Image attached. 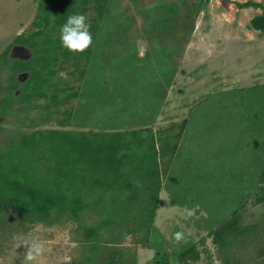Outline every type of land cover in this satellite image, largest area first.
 Wrapping results in <instances>:
<instances>
[{
    "label": "rangeland",
    "instance_id": "rangeland-1",
    "mask_svg": "<svg viewBox=\"0 0 264 264\" xmlns=\"http://www.w3.org/2000/svg\"><path fill=\"white\" fill-rule=\"evenodd\" d=\"M155 1L158 0H136V4L151 5ZM166 1L178 3L172 28L167 26L170 28L167 31L175 35L174 40L167 39L168 34L162 37L176 53L163 59L153 57L149 70L112 75L101 61L108 60L119 43L114 48L110 45L103 48L99 55L94 54L93 62L83 63L75 74L70 72L75 69L72 63L76 55L70 54L64 66L55 67L52 83H61L58 87L64 91L58 93L59 99L78 91L80 86L83 93L58 106L48 121L31 125L35 118H46L49 111L43 106L49 103L48 98L33 100L27 110L10 109L19 105L10 91L16 83L10 77H3L0 144L14 138L16 131L98 132L99 126L112 123L110 114L118 104L123 109L118 126L113 124L117 127L118 140L134 144L121 150L125 157L120 169L122 177L117 180L112 177L116 184L114 199L129 213L110 209V217L104 212V218L100 219L103 223L115 222L108 224L107 231L99 232L98 242L102 246L96 253L80 240L79 225L97 222V213L86 212L80 217V223L66 215L45 225L24 222L11 212L6 224L0 218V264H26L23 255L26 248L16 247L19 242L13 239L16 235L46 242L43 264H177L174 256L189 246H193L198 258H187V264H225L214 233L236 216H240L241 228L254 224L257 228L255 235H247L232 246L231 264H264V208L256 201V187L264 179V32L249 29L251 18L261 14L260 9L236 6L248 1L264 5V0H206L186 24L183 18L186 10L181 4L186 1L190 5L200 0ZM122 5L125 6L123 2ZM47 13V5L41 7L40 0H0V55L21 35L22 46H14L10 55L26 62L29 72L39 71L37 57L46 55L44 44L55 34L49 26L45 28L43 21ZM85 15L90 18L96 13L89 9ZM134 25L126 33L138 35L140 32L137 14ZM38 30L43 33L36 34ZM142 53L140 49L139 55ZM120 54L113 53L111 58ZM83 69L86 72H82ZM17 70L16 67L15 72ZM26 74L17 75L20 82L17 85L20 91L26 88L22 103L27 104L33 95L25 81ZM19 93L15 91L16 95ZM100 95L105 98L102 102ZM88 98H92L94 104L88 103ZM80 105V114L76 116L74 113ZM64 110L71 115L64 114ZM181 124L184 125L181 127ZM148 128L154 136H148L145 131ZM140 129L141 135L133 134ZM158 131L164 133L162 143L158 140ZM14 148L8 151L12 157L17 159L21 153L26 157L23 150ZM59 158L61 162L66 161L62 151ZM104 176H108L103 179L107 185L111 176L109 172ZM70 178L71 175L60 189L67 200L71 198L70 185L79 184L78 178ZM124 178L129 181L125 182ZM82 186L81 183L80 187L85 189ZM159 187L151 246L147 248L144 229L149 225V212L153 210L151 196H155ZM105 188L107 186H99L97 191L103 200H111L112 197L104 193ZM82 193L86 199V190ZM93 193L88 191L90 201L95 198ZM139 203L143 204V209L138 208ZM112 251L120 252L122 259L113 258Z\"/></svg>",
    "mask_w": 264,
    "mask_h": 264
},
{
    "label": "trees",
    "instance_id": "trees-1",
    "mask_svg": "<svg viewBox=\"0 0 264 264\" xmlns=\"http://www.w3.org/2000/svg\"><path fill=\"white\" fill-rule=\"evenodd\" d=\"M120 1H122L125 6H123ZM125 1L126 0H40L41 7L43 6L44 8L46 5L48 7L47 16L43 21L45 28L49 26L55 34L44 44L43 51L46 55L41 58L37 57V59H39V62H37L40 67L39 71L29 72V67L24 64L26 62H23L22 59V61L14 59L10 55L11 49L14 46H22L20 45L22 44L20 39L21 35L14 41L13 45H10L6 52L0 55V84L3 82L2 79L4 76L6 79L10 77L16 83V85L10 87V91L16 96V99H18L19 105H12L13 107L10 109L22 108V110H27L29 106H32L33 100L40 98L50 99L49 103L43 106L44 109L49 111L46 118L33 119L31 125H35L37 122H45L51 119V115L56 112L55 109L61 104L68 102L70 98L78 96L79 94L82 96V86H80V92H78V90L59 99L58 93L64 91L61 87H58L61 83L59 81L52 83V78L56 74L55 67L59 65L64 66L69 61V55L74 54L62 47L60 37H58L60 35L61 26L70 15L76 13L86 14L89 9H92L96 13L95 16L88 18V22L91 24L90 31L93 35V43L83 53L75 54L76 57L74 58V63H72L75 69L70 72V74H75V72L78 71V67L83 65V63H87L86 65H88L89 62H93L95 59L94 54L99 55V51L102 52L103 48L105 50L109 45L114 48L116 43H119L120 46L117 49H112L111 53L108 55V60L106 58V61H101V65L106 66L108 70H110L111 75L119 72H134V70L141 71V69L144 70L147 68L149 70L151 67L150 62L153 57L163 59L164 57L176 53L175 49L172 46L170 47L162 37L163 34H168V36H166L167 39L174 40L175 35L167 31L170 30V28L167 29V26H171L172 28L171 21L177 14L178 3L158 0L152 2L151 5H138L136 4V0H127L126 3ZM205 1L206 0H200L198 3H192L190 5H187L185 1L181 4V6L185 7L184 10H186L184 11L183 17L185 24L186 21L193 16V13L195 14V11L201 8ZM129 3L132 4V7H130L131 5L129 6ZM89 4H91V6L87 7L86 5ZM120 6H122V8H120ZM236 6L238 8L252 7L260 9L261 14L251 18L249 29L264 32V5L248 1L244 4H236ZM136 14L139 15L140 18V32L138 35L131 32L132 35L130 31L126 33L128 28L135 27L134 17ZM34 25L33 22V26ZM41 31L42 30H38L35 33L39 34ZM182 40L185 41L184 36ZM140 49L143 51L142 55H139ZM113 53H117V55L120 54L121 56L119 55V57L117 56L118 58H111ZM61 58L62 60H60ZM11 63H13V65ZM2 66L5 70L1 68ZM16 67L18 69L17 72H15ZM83 71L86 72L84 69L82 72ZM19 73L28 74H26L27 79L25 81L27 84L29 83L28 87L32 90L31 95L33 96L31 97L32 100L28 101L27 104L22 103L23 95H25L24 90L26 88L20 91L17 85V83H20L17 79ZM35 80H37V82H35ZM82 85L85 86V84ZM16 90L20 92L17 95L15 94ZM47 91H50L48 95ZM20 94L21 96H19ZM99 97L102 99L103 95ZM109 97L110 96H108V99ZM91 99L92 98H88V103H93ZM103 99L105 100V98ZM111 104L113 105L114 103ZM52 107L54 108L53 111L51 110ZM80 108L81 105L74 113L76 116L80 114ZM122 112L123 109L120 108V104H118L110 114V116L113 115L111 116L113 118L112 123L107 122L104 124V127L107 126L108 128H104L103 125L99 126L98 128L100 131L98 132L89 131L86 133L54 129H35L28 132L16 131L17 134L13 135L14 138L12 137L5 144H0V218L3 224L8 222L10 219L8 215L12 213L16 218L24 222L30 224L40 222L45 225L51 224L54 218L59 219L66 215H69L74 220H78L80 223L82 220L80 217H83L86 212L97 213L99 216L97 222L89 226L84 223L79 225L81 230L80 240H83L84 244L88 245L92 252L96 253L97 248H101L102 246L98 242L100 236L99 232L104 229L107 231V228H109L108 224L115 222V220H106V223H103L100 219L104 218V212L110 217H112L109 213L110 209L115 212H118L120 209L125 211L124 213H129L127 208H121L120 205L119 207L118 200L114 199V192H116L114 179L117 180V177H122L120 169L123 165L121 164L125 163V157H123L124 153L121 150L123 147L134 144V142L129 143L118 140L117 127L113 124H117L118 126L117 122H120ZM63 113L71 115L70 112L65 110ZM106 114L107 113H105V116ZM78 118H80V115H78ZM59 124L62 125L63 121H59ZM183 125L184 124H181V127ZM108 130L110 132H107ZM145 131H147L148 136H154V132H152L150 128ZM136 132H133V134L141 135L142 131L140 129L138 133ZM156 134L158 140L162 143L164 141V133L158 131ZM14 146L17 149L20 148L23 150L26 157H23L22 153L17 159L12 157L8 151H10L9 149H11V147L14 148ZM60 151L63 152V159L66 160L65 162H61L59 158ZM48 152H54L56 155H48ZM117 152L122 153V155L117 156ZM101 167L104 168V170L101 169ZM73 168H75V170ZM156 169L157 167L154 169L155 173ZM72 171L74 172L72 173ZM108 172L111 176L109 178V184L104 185L103 179L108 177H105L104 174ZM70 175V179L76 180V178H78L79 184L77 186L70 185L71 189L69 188V192L71 198L67 200L64 197L65 193L61 192L60 189L64 186L63 183ZM87 179H89V182ZM124 181L128 182L129 178H124ZM81 183L83 184L82 187L85 189L80 187ZM99 186H107L103 191L112 197V199L110 198L111 200L102 199V194L97 191ZM256 188V201L261 203L264 208V179ZM85 190L86 199L85 193H82ZM127 190L130 191V189H126V191ZM160 190L161 188L159 187L155 196H151V207L153 210L149 212V225L145 226L146 229H144L145 232L143 236L144 241L148 242V244H146L147 248L151 246L149 242L150 234L153 229L152 220L155 215L154 209L155 206H157ZM88 191L94 192L92 196L95 198L91 201L87 197ZM138 205V208L143 209L142 203ZM239 222L240 216H236L220 231L214 233L216 236L214 241L218 243L219 252L222 254V259L225 264H231L233 260V257L229 254L232 246L235 243L242 242L245 236L252 235L257 228L255 224L241 228ZM226 231H228L229 234H227ZM107 242H105V244ZM111 254L113 258L117 257L122 259V254L118 251H112ZM187 258L192 260L198 258V255L193 251V246H189L182 252L176 254L174 256V261H176L177 264H187ZM160 263L168 264L166 262ZM70 264H79V262H72Z\"/></svg>",
    "mask_w": 264,
    "mask_h": 264
},
{
    "label": "clouds",
    "instance_id": "clouds-1",
    "mask_svg": "<svg viewBox=\"0 0 264 264\" xmlns=\"http://www.w3.org/2000/svg\"><path fill=\"white\" fill-rule=\"evenodd\" d=\"M91 24L85 14L76 13L68 16L66 22L60 28V42L62 47L71 53H83L93 43V35L90 31ZM189 211V215H191ZM13 239L19 241L17 248L24 246L26 252L23 254L26 264H43V257L47 251L45 241L39 238H24L16 235Z\"/></svg>",
    "mask_w": 264,
    "mask_h": 264
},
{
    "label": "flooded vegetation",
    "instance_id": "flooded-vegetation-1",
    "mask_svg": "<svg viewBox=\"0 0 264 264\" xmlns=\"http://www.w3.org/2000/svg\"><path fill=\"white\" fill-rule=\"evenodd\" d=\"M18 59H21V58H18ZM22 74H25V73H22Z\"/></svg>",
    "mask_w": 264,
    "mask_h": 264
}]
</instances>
